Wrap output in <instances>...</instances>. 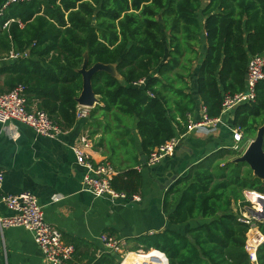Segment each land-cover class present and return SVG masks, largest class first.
Returning <instances> with one entry per match:
<instances>
[{
	"label": "trees",
	"instance_id": "obj_1",
	"mask_svg": "<svg viewBox=\"0 0 264 264\" xmlns=\"http://www.w3.org/2000/svg\"><path fill=\"white\" fill-rule=\"evenodd\" d=\"M5 2L0 0V61L10 62L0 67L1 91L23 85L29 103L36 100L69 130L78 120L85 54L89 69L116 64L121 78L106 70L92 76L101 104L92 108L90 126L97 131L101 115L107 130L136 125L146 160L177 136L175 125L180 133L188 130V115L199 105L190 92L197 64L200 101L207 117L218 119L226 94L246 90L250 58L264 53V0H27L3 7ZM11 51L18 56L11 58ZM255 92L254 101L234 109L240 148L221 149L191 166L165 195L170 224L204 222L185 234L165 229L138 238L130 249L133 264H167L157 250L169 264H255L247 249L251 225L233 208L240 200L250 205L246 189L264 194V179L236 161L264 126V80ZM108 148L112 162L129 164L115 168L112 186L131 197L140 194L138 153ZM257 225L264 234V221ZM151 249L157 250L147 259L134 253ZM94 264L121 263L109 252ZM256 264H264V242Z\"/></svg>",
	"mask_w": 264,
	"mask_h": 264
},
{
	"label": "crops",
	"instance_id": "obj_2",
	"mask_svg": "<svg viewBox=\"0 0 264 264\" xmlns=\"http://www.w3.org/2000/svg\"><path fill=\"white\" fill-rule=\"evenodd\" d=\"M85 56L88 57V53ZM9 62L1 60L0 67ZM112 65L114 76L121 78L117 65ZM197 65L190 79V92L199 103L195 111L188 115L189 122L193 123L201 122L204 117V105L198 95L200 65ZM96 96L98 104H101L99 96ZM37 103L33 100L28 106L38 108ZM233 119L234 110H229L202 128L187 130L185 133H180L175 125L177 137H180L175 154L152 166L145 162L147 155L143 152L142 139L136 125L132 128L123 125L107 130L109 122L103 115L97 131L90 126L94 121L88 117L78 119L71 129L61 130L56 137L38 134L21 123L14 122L11 126L0 123V172L4 173L0 186V212L4 215L12 213L3 204V195L31 191L38 196L46 220L61 230L65 242L75 246L70 264H94L96 258L109 253L101 239L107 234L125 241L123 252L116 253L120 257V263L133 264L130 259L133 251L130 249L138 246V238L165 229L185 234L204 222L203 218H199L183 224H170L164 209L165 195L178 179L188 173L191 166L221 149H235L237 143L234 139ZM90 130L94 131L93 135L89 133ZM84 135H89L92 141L88 154L95 162L109 161L116 169L129 165L121 159L111 161L109 144L120 152L138 153L140 163L137 169L142 175L141 193L138 194L140 200H134L131 196L119 200L109 196L98 197L84 188L86 169L78 162L73 149L80 144ZM123 157L120 153V158ZM238 202L233 204L235 211ZM250 206L255 209L261 207L257 202ZM249 242L248 251L258 249L264 242V234L259 227L251 232ZM0 264L46 262L33 234L18 226L0 231Z\"/></svg>",
	"mask_w": 264,
	"mask_h": 264
},
{
	"label": "built area",
	"instance_id": "obj_3",
	"mask_svg": "<svg viewBox=\"0 0 264 264\" xmlns=\"http://www.w3.org/2000/svg\"><path fill=\"white\" fill-rule=\"evenodd\" d=\"M27 0H6L3 7H6L12 2H23ZM0 11V15H1ZM10 24V20L3 23L6 28ZM18 53L11 51L10 57L16 58ZM264 80V53L254 55L250 58L247 72V88L245 91L236 94H226L223 102V112L234 110L238 105L246 102H252L256 98L255 88L259 81ZM1 85V82H0ZM26 88L23 85H18L12 90L1 91L0 88V123L3 125L11 126L14 122L21 123L31 127L35 132L41 135L56 137L61 128L51 119L50 115L38 108H29ZM93 107L79 105L77 109V118L86 119L90 116ZM219 119V118H218ZM217 119H209L204 107V117L201 122H189L188 130L195 128H202L208 122H213ZM243 138L241 129L236 128L234 132V139L236 141L235 149H239ZM180 143V137H173L163 145L156 148L146 160L147 165H155L163 158L173 156ZM92 147V141L89 135H84L80 144L74 146V151L77 154L78 162L85 167V174L83 177V186L86 190L92 192L98 197L109 196L114 200L126 199L129 196L125 192L117 191L112 182L116 175L117 170L109 161L95 162L89 157L88 150ZM4 180V173L0 172V186ZM256 191L246 189L244 195L246 201L255 204L257 201L251 198L252 194ZM134 200H140V195L132 196ZM2 202L12 212L10 215H4L0 212V231L4 232L10 227H23L29 230L35 242L40 246L46 264H70V260L75 253V246L65 242L63 234L59 228L50 224L45 218V212L39 202V198L31 191H23L20 193H10L2 196ZM254 202V203H253ZM238 202V210L240 212L239 219L251 225V231L248 234L247 244H250L251 232L258 228L257 223L260 220L249 214L247 207ZM261 207L256 210L263 211ZM108 251L113 253H121L124 250L125 241L116 238L115 236L103 235L101 238ZM153 250H138L134 253L147 259L150 257ZM162 257L166 258L167 264L169 259L166 254L160 250ZM253 261H257V249L253 248L250 251Z\"/></svg>",
	"mask_w": 264,
	"mask_h": 264
},
{
	"label": "water",
	"instance_id": "obj_4",
	"mask_svg": "<svg viewBox=\"0 0 264 264\" xmlns=\"http://www.w3.org/2000/svg\"><path fill=\"white\" fill-rule=\"evenodd\" d=\"M87 62L88 57L85 56L84 65L80 70L83 74V89L77 101L80 105L94 108L98 104V99L93 89L92 76L99 70H106L114 75V66L112 64L97 63L89 69L87 68ZM236 161L247 163L256 176L264 179V126L260 128L257 137ZM256 201L264 208V194H258ZM247 210L250 215L259 218L260 220L264 219V210L259 211L251 206H248Z\"/></svg>",
	"mask_w": 264,
	"mask_h": 264
},
{
	"label": "bare ground",
	"instance_id": "obj_5",
	"mask_svg": "<svg viewBox=\"0 0 264 264\" xmlns=\"http://www.w3.org/2000/svg\"><path fill=\"white\" fill-rule=\"evenodd\" d=\"M257 194L256 193H254V194H252V196H251V198L255 201L256 200V198H257Z\"/></svg>",
	"mask_w": 264,
	"mask_h": 264
},
{
	"label": "clouds",
	"instance_id": "obj_6",
	"mask_svg": "<svg viewBox=\"0 0 264 264\" xmlns=\"http://www.w3.org/2000/svg\"><path fill=\"white\" fill-rule=\"evenodd\" d=\"M257 192V191H256ZM259 193V192H258ZM261 194H263V193H261Z\"/></svg>",
	"mask_w": 264,
	"mask_h": 264
},
{
	"label": "rangeland",
	"instance_id": "obj_7",
	"mask_svg": "<svg viewBox=\"0 0 264 264\" xmlns=\"http://www.w3.org/2000/svg\"><path fill=\"white\" fill-rule=\"evenodd\" d=\"M239 145H240V143H239Z\"/></svg>",
	"mask_w": 264,
	"mask_h": 264
}]
</instances>
